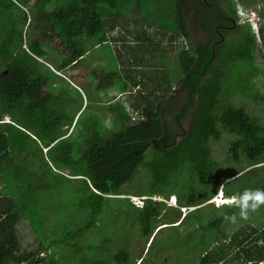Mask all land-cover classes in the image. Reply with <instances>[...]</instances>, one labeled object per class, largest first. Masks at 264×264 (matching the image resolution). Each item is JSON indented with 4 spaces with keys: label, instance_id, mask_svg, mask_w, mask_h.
<instances>
[{
    "label": "trees",
    "instance_id": "1",
    "mask_svg": "<svg viewBox=\"0 0 264 264\" xmlns=\"http://www.w3.org/2000/svg\"><path fill=\"white\" fill-rule=\"evenodd\" d=\"M17 1L21 6L0 0V264H62L48 246L76 247L77 240L97 226L109 199L122 201L119 212L133 217L151 246L163 228L202 221L203 205L218 190L227 199L239 198L245 191L264 192V124L236 105L214 114L224 70L213 65L209 44L194 48L185 42L188 11L197 0H166L172 3L170 39L178 36L185 43L177 52L182 74L178 88L165 101L160 97L154 106L139 108L134 118L125 102H111L106 105L114 116L110 126L84 121L81 88L40 59L48 53L46 47L54 49L47 40L56 37L63 51L55 70L79 66L89 44L106 42L107 26L119 23L114 13L121 0ZM251 41L246 32L244 46ZM218 124L230 134L227 159L245 161L235 171L223 170V163L209 149L210 141L221 137ZM143 171L149 179L143 187H135L134 180ZM66 182L72 184L59 193ZM171 195L177 207L153 198L168 200ZM131 196H144L142 204L137 206ZM211 205L220 214L208 224L194 226L203 240L207 228L228 221L240 210L235 203ZM171 207L178 212L167 221L164 212ZM74 220L75 228L70 225ZM46 224H51L50 229ZM18 225L31 230V241L23 243ZM259 228L252 226L240 236L234 233L230 240H244L254 233L255 239L264 237ZM57 229L60 235L54 237ZM197 247L209 254V245ZM91 262L128 264L130 254L122 247L110 261Z\"/></svg>",
    "mask_w": 264,
    "mask_h": 264
},
{
    "label": "rangeland",
    "instance_id": "2",
    "mask_svg": "<svg viewBox=\"0 0 264 264\" xmlns=\"http://www.w3.org/2000/svg\"><path fill=\"white\" fill-rule=\"evenodd\" d=\"M220 1L223 6L228 7V10L231 8L237 12L238 22L242 24H240V29L226 34L225 41L219 47L218 55L213 63L214 66H220L224 70V76L221 79L222 90L214 114L219 115L222 108L226 106L236 105L246 109L251 116L264 124V0ZM252 10L254 15L249 12ZM171 11L172 3L166 0H121L114 17L116 16L119 23H124L123 28L135 30L134 34H131L133 36H127L122 45H113L111 42L102 43L98 48L89 51V54L86 53L79 66L71 65L61 72L56 71L53 65L62 56V46L56 37L47 40L48 42L45 41L54 49L46 47L48 53H43L40 60L45 64L49 62L53 71L63 76L71 85L81 88L84 121L87 120L88 124L92 121L94 124V121L98 120L110 126L114 121V116L108 112L106 105L111 102L113 105L124 103L128 98L127 93H132L130 100H136L137 104L144 107L147 103L149 104V101L152 106L155 105L160 97H163L165 101L166 95L170 94L171 90L178 88V80L182 74L178 68L180 65L177 52L184 48V45L178 36L174 40L169 37L167 39V36L173 34ZM31 22L33 23V20ZM107 28L110 30L109 25ZM252 31L256 36L257 44L252 42L250 46L245 47V34L247 32L249 36H252ZM259 35L261 36L259 37ZM34 36L39 37L40 33ZM120 40H123V36L120 37ZM91 45L89 44L88 49L92 47ZM240 53L246 55L240 57ZM120 59L143 64L142 66H127L125 64L120 66ZM86 74L87 76H85ZM134 79L145 84L134 86ZM107 85H112V87L105 88L104 86ZM161 85L163 86L161 87ZM139 92L140 95H138ZM73 94L71 92V95ZM133 101H129L127 108L125 105L124 107L130 114L136 116L137 112L131 108V106L134 108ZM151 105L149 104V106ZM167 120L170 121L169 117ZM188 120L184 124L185 127ZM218 126L220 128V124ZM220 130L222 131L220 139H212L209 149L213 157L223 163V170L226 172L235 171L242 166V163L245 164V161L235 163L232 158L227 159V154H230L227 143L230 134L224 133L221 128ZM148 179L149 177L143 171L140 173L139 179L134 180L135 187H143ZM0 182H2V177H0ZM202 183V181L195 182V184ZM69 184L72 183L62 184L59 187V193L64 192ZM56 192L57 190L51 193L53 198L56 197ZM69 192L72 202L74 200L72 186ZM0 195L3 196L1 189ZM131 198L134 203L140 204L138 197ZM217 198L214 203L211 202V199L203 205L204 207L201 209L202 221L195 223L188 221L179 227L163 228L156 234L151 246L148 244L149 240L140 234L138 226L134 224L133 217L119 212L122 201L109 199L105 203V210L98 217L97 226L78 239L76 247L55 248L50 245L48 250L62 264H91L93 259L107 262L110 261L117 249L122 247L126 248L130 254L128 264H192L203 252L197 247L200 244L203 247L209 245V250L205 249L209 255L219 253L225 255L227 254L225 251L231 249V246L222 243L223 239H230L234 233L240 236L243 231L250 230L252 224H264V204L258 205L255 209L249 207L246 210V218L241 216L240 209L228 221L207 228L206 231L209 232L204 234L206 239L203 240L204 238L198 237L194 226L201 222L208 224L213 221V217L220 214V212L211 209V204L216 206L215 204L221 201L220 197ZM249 203L251 204V201ZM177 212L175 208H166L164 214L167 221H172ZM50 216L54 217L52 213ZM81 217L83 220L85 213ZM22 223L24 224V222ZM77 224L78 222L74 220L70 225L75 228ZM46 226L50 229L51 224H46ZM18 228L23 243L32 240V232L27 226L18 225ZM200 232L202 233V231ZM51 235L59 236V230H55ZM233 240L237 243L238 238ZM103 242H105L104 245ZM215 243L221 245L213 247ZM42 254L40 253V255Z\"/></svg>",
    "mask_w": 264,
    "mask_h": 264
},
{
    "label": "flooded vegetation",
    "instance_id": "3",
    "mask_svg": "<svg viewBox=\"0 0 264 264\" xmlns=\"http://www.w3.org/2000/svg\"><path fill=\"white\" fill-rule=\"evenodd\" d=\"M230 10H228V7L223 6L220 0H197L195 4H191L188 11L190 16L188 19L189 34L185 42H188L194 48H201L203 45L209 44L213 53L212 57L214 56L215 60L219 47L225 41L226 34L240 29V24H242L238 22L239 15L237 12L231 8ZM249 12L254 15L253 10ZM252 34L250 44L252 42L257 44L253 31Z\"/></svg>",
    "mask_w": 264,
    "mask_h": 264
},
{
    "label": "crops",
    "instance_id": "4",
    "mask_svg": "<svg viewBox=\"0 0 264 264\" xmlns=\"http://www.w3.org/2000/svg\"><path fill=\"white\" fill-rule=\"evenodd\" d=\"M123 26H124V23H118L113 28L111 27L110 30L107 29V33H108L109 38L104 43L111 42L113 45L114 44L122 45L123 41L125 39H127V36H133L131 34L135 30L134 31L132 29L129 30V29H126L125 27L123 28ZM165 35L166 34L164 33V36ZM121 36H123L122 41L120 40ZM168 37L170 38V35L167 36V39H168ZM139 38H141V37H139ZM180 39H182L183 45L185 46L183 38H180ZM98 46L99 45L92 46L89 49H87L84 56L89 51H92V50L98 48ZM84 58L85 57H83V60H84ZM123 64H125L127 66H142L143 63L142 64L139 62L131 63V61L127 62V61H122L120 59L119 65L122 66ZM72 66H74V65H72ZM85 76H87V74ZM150 76H152V75H150ZM133 84H135L134 86H139L140 84L144 85L145 83L134 79ZM162 86L163 85H161V87ZM127 95H128V98L125 101V107L126 108H127L129 101H133V100H130L132 93H127ZM138 95H140V92L138 93ZM133 102H134L133 105H134L135 109L132 106H131V108L135 112H138L139 108H143L141 104H137L136 100H134ZM149 104H151V103H149ZM149 104L147 103L145 106H147ZM252 226H260L259 232L264 230V224H261V225L252 224ZM247 231H249V230H247ZM250 231H251V229H250ZM255 236H256V234L254 233L253 235H251V237H249L247 239L237 240V243L233 242L234 240L223 239L222 243L229 244L231 246V249L225 251L227 254L221 255L222 253H219V254H213V255H209V254L204 255L201 253V255L198 256L192 264H264V237L260 236V237L255 239L254 238ZM232 242H233V245H231ZM220 245L215 243L213 245V247L220 246Z\"/></svg>",
    "mask_w": 264,
    "mask_h": 264
},
{
    "label": "clouds",
    "instance_id": "5",
    "mask_svg": "<svg viewBox=\"0 0 264 264\" xmlns=\"http://www.w3.org/2000/svg\"><path fill=\"white\" fill-rule=\"evenodd\" d=\"M5 117H4V119H5ZM218 192L221 193L220 197H222V191L219 190ZM171 196H174V195H171ZM214 197L217 198V194ZM214 197L211 198L212 199L211 202H213V203L215 201ZM175 199H176V197H175ZM224 199H227V198H224ZM250 201H251V204L249 203ZM222 202H224V201H218V203H220V204H222ZM225 203H235L241 209V216L246 218V216H247L246 210L249 207H251L252 209H255L258 205L264 204V192L259 191V190H257V191H245L239 196V198H233L232 200H229ZM220 204H218V205H220Z\"/></svg>",
    "mask_w": 264,
    "mask_h": 264
},
{
    "label": "built area",
    "instance_id": "6",
    "mask_svg": "<svg viewBox=\"0 0 264 264\" xmlns=\"http://www.w3.org/2000/svg\"><path fill=\"white\" fill-rule=\"evenodd\" d=\"M11 1H13V2H15L17 5L21 6V4H20L17 0H11ZM132 116H133V118L135 117L133 114H132ZM5 120H9V119H8V116H6ZM131 197H138V198L140 199V204H136V203H135L137 206H140V205L142 204V199L144 198V196H141V197H139V196H131ZM153 198H155V199H157V200L165 201V202H167L169 205H172V206L177 207V201H176V199H175L174 196H170L168 200H166V199H164V198H162V197H160V196H154ZM214 198H215V197H214ZM220 198H221V197H220ZM131 199H132V198H131ZM132 201H133V200H132ZM211 201H212V200H211ZM218 204H220V203H217L216 205H218ZM180 210L184 212V211H185V207H180Z\"/></svg>",
    "mask_w": 264,
    "mask_h": 264
},
{
    "label": "bare ground",
    "instance_id": "7",
    "mask_svg": "<svg viewBox=\"0 0 264 264\" xmlns=\"http://www.w3.org/2000/svg\"><path fill=\"white\" fill-rule=\"evenodd\" d=\"M220 194H221V193L218 192V194H217V196L219 195L218 198L220 197ZM218 198H217V199H218ZM232 199H233V198H229L228 200H224V197L222 196L220 200L226 202V201H229V200H232Z\"/></svg>",
    "mask_w": 264,
    "mask_h": 264
}]
</instances>
